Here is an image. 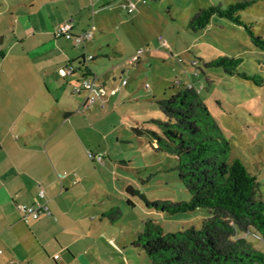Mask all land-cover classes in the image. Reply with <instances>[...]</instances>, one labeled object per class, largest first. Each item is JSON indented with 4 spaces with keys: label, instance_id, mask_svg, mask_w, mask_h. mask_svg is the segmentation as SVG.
<instances>
[{
    "label": "rangeland",
    "instance_id": "obj_1",
    "mask_svg": "<svg viewBox=\"0 0 264 264\" xmlns=\"http://www.w3.org/2000/svg\"><path fill=\"white\" fill-rule=\"evenodd\" d=\"M237 1L240 0H138L137 10L130 15L117 9L115 14L121 24H113L106 35H100L108 57L98 56L96 73L108 79L107 94L100 98L92 93L100 106L91 111L81 109L83 114L73 119L78 128L74 157L87 175L86 181L76 188L86 190L93 204L104 213L111 208L121 213L113 223L105 219L113 234H122L126 241L130 264H150L137 240L146 222L163 234H170L189 228L198 230L209 217L205 209L169 215L146 208L145 202L167 204L190 199L178 180L176 158L157 151L155 144L132 131L133 127L155 130L152 120H164L156 101L169 98L177 87L191 84L200 89L205 105L230 145L229 160H239L257 178L264 199V53L252 46L244 28L225 20L213 18L207 28L197 33L186 28L199 9L218 4L226 7ZM134 17L135 22L131 23ZM240 18L254 35L264 38V0H255L240 13ZM5 35L8 39L11 34L6 31ZM159 38L167 47L160 44ZM97 46L89 45L92 56L101 53ZM134 56L139 60L132 67L129 60ZM219 57L240 58L237 71L260 77L262 85L205 66ZM49 78H44L47 86L55 79L51 74ZM56 79L58 89L64 94L66 88L65 95L71 98L70 86L62 87L61 80ZM122 80L128 84L125 89L120 85ZM114 89L123 91L122 97L109 102ZM6 94L19 105L12 89L7 88ZM0 125H5L3 117ZM88 154L102 156V164L89 159ZM244 236L253 247L262 250V242L254 234Z\"/></svg>",
    "mask_w": 264,
    "mask_h": 264
},
{
    "label": "crops",
    "instance_id": "obj_2",
    "mask_svg": "<svg viewBox=\"0 0 264 264\" xmlns=\"http://www.w3.org/2000/svg\"><path fill=\"white\" fill-rule=\"evenodd\" d=\"M132 1L134 13L138 0ZM123 4L124 0H0V117L5 123L0 125V264H130L126 241L109 229L102 217L105 210L93 204L86 190L76 188L87 175L74 157L78 128L73 120L83 114L81 109L100 106L95 100L86 108L85 93H73L83 78L95 77V85L107 90L108 79L96 73L98 56L108 57L100 35L121 24L117 9L132 14L122 9ZM65 22L74 34L91 31L88 54L89 45L97 43V50L102 49L85 71L80 63L83 52L53 36ZM6 31L11 34L8 39ZM64 67L73 73L61 77L58 71ZM50 74L55 79L48 87L44 78L49 80ZM56 78L60 86H70L71 98L66 88L64 94L58 89ZM7 88L19 105L5 95ZM114 90L109 102L122 97L123 91ZM36 204H45L50 215L33 220L19 209Z\"/></svg>",
    "mask_w": 264,
    "mask_h": 264
},
{
    "label": "trees",
    "instance_id": "obj_3",
    "mask_svg": "<svg viewBox=\"0 0 264 264\" xmlns=\"http://www.w3.org/2000/svg\"><path fill=\"white\" fill-rule=\"evenodd\" d=\"M255 0H240L226 7L211 5L199 9L188 23L193 33L207 28L213 18L245 29L252 46L264 53V38L254 35L240 13ZM240 58L219 57L206 63L207 68H220L229 76L252 80L257 86L262 79L239 73ZM164 120H152L155 130L133 127L137 137H145L157 151L176 158L178 180L190 195L179 203H146V208L177 215L207 210L201 228H189L163 234L146 222L137 240L150 264H264V199L257 178L243 164L229 160L230 145L223 131L205 105L200 89L191 84L176 88L167 99L156 101ZM121 213L111 208L102 217L110 223ZM254 234L262 250L253 247L244 236Z\"/></svg>",
    "mask_w": 264,
    "mask_h": 264
},
{
    "label": "built area",
    "instance_id": "obj_4",
    "mask_svg": "<svg viewBox=\"0 0 264 264\" xmlns=\"http://www.w3.org/2000/svg\"><path fill=\"white\" fill-rule=\"evenodd\" d=\"M125 4H123L121 7L123 10H125L127 13H132L136 5L132 0H124ZM145 1H143L144 3ZM73 26L69 22H65L60 24L54 31L53 36L55 39H63L67 42H70V44L76 48L80 49L83 52V58L81 60V66L83 71L86 70L87 64L89 61L93 60V56L91 54H88L87 52V43L90 42L92 38V34L90 30L83 31L79 34H74L73 33ZM159 42L162 46L167 47V43L162 39L159 38ZM139 53V52H137ZM138 56H134L129 60V63L132 65L136 62H138ZM59 75L61 77H67L70 76L73 73V69L70 67H64L61 68L58 71ZM121 86L126 85V81L122 80L121 81ZM81 92L85 93L86 99H85V107L88 108L95 100L96 98L91 95L92 93H96L100 98H104L106 92L104 91L103 88H98L95 85V77L93 78H83L80 82V84L73 89L74 94H80ZM115 90H112L110 94H114ZM104 100H102L103 104ZM88 158L91 160L96 161L99 164H102V156L98 155H92L88 154ZM43 191L39 192V197H43ZM20 211L24 215V217H30L33 220H37L41 215H46L49 216L50 212L48 208L45 206V204H36V205H30V206H20L19 207ZM1 254V250H0Z\"/></svg>",
    "mask_w": 264,
    "mask_h": 264
}]
</instances>
